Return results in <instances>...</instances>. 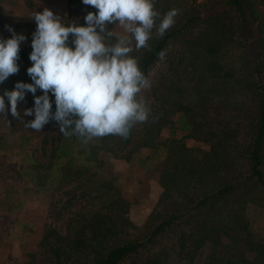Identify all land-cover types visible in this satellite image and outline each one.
<instances>
[{
  "label": "trees",
  "instance_id": "16d2710c",
  "mask_svg": "<svg viewBox=\"0 0 264 264\" xmlns=\"http://www.w3.org/2000/svg\"><path fill=\"white\" fill-rule=\"evenodd\" d=\"M155 8L161 17L173 8L179 15L163 37L153 29L149 49L130 54L151 81L140 94L151 110L147 122L135 124L126 139L84 143L63 133L54 139L53 162L35 163L34 173L37 191L60 196L55 225L40 241L43 259L31 253L26 264H195L206 247L205 264H264V234L254 227L264 213V0H155ZM95 11L69 0L66 14L53 13L66 25L86 26L84 17ZM9 27L26 40L19 71L0 84V95L17 82L32 83L36 23L0 13V38H11ZM5 104L10 108L7 97ZM19 105L34 106L33 94ZM167 128L172 134L160 142ZM145 149L151 154L143 156ZM114 159L143 169L161 161L162 192L140 227L130 218ZM24 205L12 184L1 187V212Z\"/></svg>",
  "mask_w": 264,
  "mask_h": 264
},
{
  "label": "clouds",
  "instance_id": "9594fccd",
  "mask_svg": "<svg viewBox=\"0 0 264 264\" xmlns=\"http://www.w3.org/2000/svg\"><path fill=\"white\" fill-rule=\"evenodd\" d=\"M82 2L96 9L84 17L86 26L66 25L46 7L33 14L36 29L29 56L32 65L27 69L32 83L17 82L13 90L0 95V114L7 118L10 111L37 132L55 120L61 133L78 135L84 143L109 135L126 139L135 124L147 122L151 111L140 95L151 81L139 68L138 58L130 54L150 48L153 29L163 37L175 25L179 10L173 8L161 17L155 0ZM109 24L115 28L109 30ZM8 30L11 38H0V84L18 73L20 45L26 40L23 33ZM164 55L160 53L161 59ZM37 89L43 95L36 96ZM26 92L34 96V108L24 110L25 116L34 114L28 122L17 110ZM49 93L55 98L54 113Z\"/></svg>",
  "mask_w": 264,
  "mask_h": 264
},
{
  "label": "rangeland",
  "instance_id": "374dc122",
  "mask_svg": "<svg viewBox=\"0 0 264 264\" xmlns=\"http://www.w3.org/2000/svg\"><path fill=\"white\" fill-rule=\"evenodd\" d=\"M69 0H0V13L20 23L23 18H32L36 11L46 7L59 14H66ZM115 28L113 24L112 30ZM117 32L120 29H116ZM34 106L19 105L17 110L24 122L33 120L25 116L24 110ZM60 126L45 125L40 132L26 128L20 119L3 117L0 114V189L12 184L23 194L25 205L22 210L7 214L0 211V264H26L30 254H37L42 260L40 241L51 225H55L53 210L55 202L60 198L55 189L37 191L35 163L50 165L53 161L51 153L54 139L59 137ZM167 128L159 141L165 142L171 136ZM179 137L183 134L179 133ZM189 146H203L200 142L187 139ZM151 154L150 149L142 151L143 156ZM114 171L119 176L123 196L130 201L132 207L130 218L137 226H142L158 200L162 188L159 184L161 161H156L143 169L138 165H130L124 160L114 159ZM23 221L29 225L19 226ZM254 227L264 234V213L258 216ZM209 255V247L203 250L195 264H205Z\"/></svg>",
  "mask_w": 264,
  "mask_h": 264
}]
</instances>
